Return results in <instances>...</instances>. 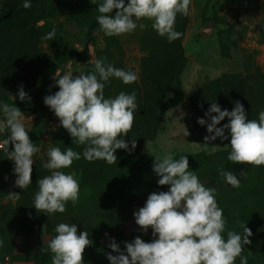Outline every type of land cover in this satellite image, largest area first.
Masks as SVG:
<instances>
[{"label": "trees", "instance_id": "16d2710c", "mask_svg": "<svg viewBox=\"0 0 264 264\" xmlns=\"http://www.w3.org/2000/svg\"><path fill=\"white\" fill-rule=\"evenodd\" d=\"M250 0H238L239 6H244ZM25 0H0V104L16 105L21 111L37 121L48 109L44 97L53 95L55 89V74L58 65L85 57L89 45L94 43V35L99 30L96 17L98 5L103 0H30L31 7H23ZM264 8V6H263ZM115 11L111 15H115ZM64 16L66 22L74 23L84 39V50L74 51L71 46L60 38L64 28L55 21ZM187 16L177 14L175 30L182 36L169 43L166 37H161L149 27L140 37L139 47L144 56L140 60L139 79L125 85L120 79L110 78L104 89L105 98H114L120 92L136 93L137 110L135 122L124 140L128 149H117V163L108 164L104 160L89 162L83 158L85 145L73 142L72 137L56 118L57 126L52 139L54 147L66 151L71 147L81 154V159L75 160L70 168L80 175L79 200L73 205L66 204L64 213L47 215L37 212L34 207V197L38 192L37 180L50 174L41 162L34 161L32 183L26 188L15 187L12 192L20 193V199L9 202L0 216V257L11 256L15 236H49L50 240L57 234L55 227L59 223L78 224L80 232L87 231L92 245L83 253V264H110L106 253L117 255L108 247L114 239L121 251L126 252L125 242H132L136 237L127 236L124 226L132 214V207L139 198L148 197L152 193L168 191L170 185L160 186V177L154 172L155 160L147 155L146 145L156 137L164 112L169 108L183 106L180 75L186 66V57L182 47V38L186 29ZM53 28L56 36L53 40L42 39ZM87 28V31H85ZM264 38V19L260 26ZM48 43L53 57L43 51L42 45ZM222 48L228 51V46ZM123 51L116 36H106V44L96 54L97 59L106 58V63L125 71H133L123 66ZM94 63L86 64L82 74H91ZM57 79V78H56ZM176 85L174 98L166 100V95L172 85ZM20 86L30 99L21 101L18 98ZM15 93V100H10L9 90ZM239 101L249 119H259V113L264 111V73L258 68H246L244 74L223 75L213 80L189 98L191 126L193 130L207 129L210 117L205 113L215 102L221 110L232 111ZM212 115H216L213 113ZM51 111L45 122H36L28 132L32 142L39 147L42 138L49 128V121L55 117ZM205 119L206 124L200 125L198 119ZM1 119V118H0ZM228 123L226 117L217 127ZM8 133V134H7ZM11 135L10 131L5 137ZM136 140L133 149L131 141ZM7 147V146H6ZM9 151L13 145L9 144ZM231 150L217 152L211 155L203 153L184 155L189 161V170L195 171L200 181L209 188L216 189V200L223 209L226 220V231L233 230L242 233L241 223L251 229L249 237L251 244L244 246L243 256L251 260L250 255L258 253L264 261V166L236 165L228 160ZM37 154V153H36ZM36 154L33 156L35 158ZM180 156L174 157L178 159ZM0 159L8 158V152L0 149ZM232 171L240 179L238 188L228 185L218 169ZM0 167V185L2 180ZM243 172V175H241ZM16 179L18 178L15 174ZM9 194L8 189L0 188V197ZM47 226L44 229V226ZM107 239L105 244L98 239ZM145 242L152 240L141 238ZM250 253V255H248ZM28 258H17L24 260ZM52 253L39 256L34 264H51ZM250 259V260H249ZM15 261V260H14ZM236 264H240L239 258Z\"/></svg>", "mask_w": 264, "mask_h": 264}, {"label": "clouds", "instance_id": "9594fccd", "mask_svg": "<svg viewBox=\"0 0 264 264\" xmlns=\"http://www.w3.org/2000/svg\"><path fill=\"white\" fill-rule=\"evenodd\" d=\"M190 3L191 0H128L126 5L125 0H103L98 5L96 20L99 30L109 37L132 33L137 27L144 29L145 24L138 25L137 21L150 20L158 35L171 43L182 36L175 30L177 14L187 16ZM23 7L30 8V0H25ZM113 10H116L114 16L111 15ZM55 36L56 29L53 28L42 39L53 40ZM112 77L125 85L139 79L133 71L106 63V58L97 59L91 74H80L75 78L65 74L55 78L59 91L44 97V104L59 118L73 142L86 146L83 158L89 162L117 163L116 150L128 149L124 137L135 122L136 93L120 92L114 98H105V85ZM18 98L21 101L30 99L23 86H20ZM0 110L4 117L0 120V134L11 133L0 146H7L8 158L15 162L14 172L18 177L15 184L24 190L32 183L33 156L40 148L30 139L23 123L25 115L19 107L2 103ZM205 115L211 122L201 118L198 123L202 126L207 123V131L215 133L204 137L205 145L217 137L228 139L225 135V129H228L231 148L228 160L236 165L264 166V111L259 113L258 120L249 119L239 101L232 111L221 110L213 102ZM226 117L229 123L217 127ZM188 134L187 131L186 136ZM9 144L13 145V151L8 150ZM131 144L134 149L136 140ZM47 155L49 159L43 167L51 174L37 180L34 207L37 212L47 215L64 213L69 201L73 205L78 202L80 186L74 175L61 169L70 168L75 160L81 159V154L71 147L66 151L52 147ZM153 170L160 177L158 185H170V188L150 194L144 206L134 212V217L143 232L152 229L154 238L145 242L137 236L132 242H125L126 252L121 251L113 239L108 247L118 254L106 253L110 264H236L237 258L240 264H248V257L242 253L244 246L251 244V229L241 223L242 233L228 230L225 239L226 220L216 200V189L206 187L195 171L189 170L186 156L181 155L178 159L170 153L155 156ZM218 171L228 185L240 186V179L232 171L223 168ZM7 199L19 200L20 193L11 192ZM55 232L57 234L47 248L41 249L42 253L49 250L52 253L51 264H83V253L92 245L88 232L78 234L77 225L67 223H59ZM2 244L0 241V246Z\"/></svg>", "mask_w": 264, "mask_h": 264}, {"label": "rangeland", "instance_id": "374dc122", "mask_svg": "<svg viewBox=\"0 0 264 264\" xmlns=\"http://www.w3.org/2000/svg\"><path fill=\"white\" fill-rule=\"evenodd\" d=\"M237 1L191 0L186 29L181 43L187 60L186 66L180 75L183 106L169 108L164 112L155 139L146 145L147 155L150 159L155 160V156L163 157L169 153L176 157L200 153L211 155L231 150L230 131L228 129H225V135L228 139L222 140L217 137L209 144H204V137L215 133H209L207 129H192L189 98L209 82L219 79L225 74H244L248 67H258L264 73V38L260 32V26L264 19V0H250L244 6H239ZM127 3L128 0H125L126 5ZM140 23L145 24L144 29L137 27L132 33L116 36L123 51L121 60L124 68L133 69L138 76L140 74V60L144 56L139 47L140 37L146 29L152 26L153 22L146 19L137 21L138 25ZM56 24H61L64 28L60 36L61 40L69 44L74 51L82 52L85 42L78 27L74 23L66 22L64 16L59 17L54 25ZM93 39L94 43L89 45L87 56L58 65L55 78L58 79L65 74H72L75 78L82 74L86 64L95 62L97 52L105 47L106 35L100 30L95 33ZM223 45L228 46L227 52L225 48H222ZM42 49L51 58L53 57L48 43H44ZM54 88L59 89L56 83ZM175 91L176 85L174 84L166 95L167 101L174 98ZM11 96L15 97L12 89L9 90V98L14 100ZM51 111L48 107L37 121L24 116L23 123L26 130L29 132L38 121L45 122ZM0 118V120L4 118L2 110H0ZM56 118L57 116L49 121L50 126L41 140L40 151L33 158V163L38 160L43 166L48 162L47 152L54 147L52 139L56 131ZM187 131L189 134L186 136ZM5 138V134H0L1 143ZM4 148L6 146H3ZM0 167L3 180L0 188L2 190L8 189L11 193L17 187L14 172L15 162L9 160L2 162L0 159ZM65 173L74 175L79 182V186H81L78 173L72 170H67ZM3 194L5 197H0V216L4 217V210L10 200L7 199L4 191ZM147 198H139L134 203L131 217L124 226L127 236H139L150 240L154 238L151 228L145 233L135 223L134 212L144 206ZM76 225L79 230V225L77 223ZM49 241V236H15L12 242L13 251L11 256H6L3 259L0 257V264H34L39 261V256L50 252V250L44 253L41 252L42 248H47ZM98 242L105 244L107 239L101 237ZM22 257H30V259L16 260ZM250 257L251 260L249 259L248 264H264L258 253L250 255ZM6 259H8L7 262ZM90 264L96 263L91 262Z\"/></svg>", "mask_w": 264, "mask_h": 264}, {"label": "built area", "instance_id": "2783aa9c", "mask_svg": "<svg viewBox=\"0 0 264 264\" xmlns=\"http://www.w3.org/2000/svg\"><path fill=\"white\" fill-rule=\"evenodd\" d=\"M24 115H25V117H29V118L33 119L32 117H30L29 115H27V114H25V113H24ZM55 123H56V126H57V122H56V120H55ZM0 145H3V143L0 142ZM0 149H3V146H0ZM7 261H8V259H6V262H7Z\"/></svg>", "mask_w": 264, "mask_h": 264}]
</instances>
